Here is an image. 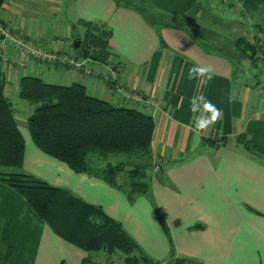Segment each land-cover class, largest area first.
I'll return each mask as SVG.
<instances>
[{
  "label": "crops",
  "instance_id": "1",
  "mask_svg": "<svg viewBox=\"0 0 264 264\" xmlns=\"http://www.w3.org/2000/svg\"><path fill=\"white\" fill-rule=\"evenodd\" d=\"M131 1L7 0L0 8V22L58 52L74 54L73 40L83 38L87 24L102 26L110 35L109 62L119 65L117 76L108 64L85 60L84 68L92 70L87 75L84 68L28 59L13 47L11 60L0 56L5 93L25 142L23 170L101 207L138 245L148 260L142 264H264V95L257 90L264 66L258 60L261 69L252 72L239 52L236 41L245 33L231 42L229 34L206 27L210 22L249 34L256 22L264 25V15H245L242 0ZM207 65L215 73L207 85L188 79L191 67ZM25 76L81 84L92 96L129 106L117 89L111 91L114 79L156 100L158 107L148 110L134 106L153 117L151 152L163 160L161 172L150 167L145 176L148 191L133 192L121 176L112 185L40 150L26 123L35 106L19 98ZM200 94L222 115L194 143L190 101ZM87 256L0 183V264H81Z\"/></svg>",
  "mask_w": 264,
  "mask_h": 264
},
{
  "label": "trees",
  "instance_id": "2",
  "mask_svg": "<svg viewBox=\"0 0 264 264\" xmlns=\"http://www.w3.org/2000/svg\"><path fill=\"white\" fill-rule=\"evenodd\" d=\"M6 1L0 0V7ZM118 1L132 4L131 0ZM242 5L247 15L264 11V0H242ZM256 25L264 30L263 24ZM87 26L83 42L75 50L77 57L109 61L113 55L109 33L97 24ZM236 42L244 57L255 60L256 44L247 42L245 36H240ZM5 84L0 71V183L20 194L60 237L84 249L88 256L81 264H93L92 253L102 251L109 255L107 264L116 252L127 264L147 262V258L139 256L138 245L122 225L101 207L23 170L25 142L12 102L6 96ZM19 98L35 106L26 123L36 146L76 171L100 175L116 185L126 165L125 160H121L123 157L151 155L155 122L140 109L118 106L92 96L81 84H50L37 76L21 79ZM111 157H118L117 164L108 161L103 166L102 160ZM127 174L132 183L139 176L137 168L128 170ZM135 182L130 187L133 192L148 191L147 183ZM7 239L11 249L9 235Z\"/></svg>",
  "mask_w": 264,
  "mask_h": 264
},
{
  "label": "rangeland",
  "instance_id": "3",
  "mask_svg": "<svg viewBox=\"0 0 264 264\" xmlns=\"http://www.w3.org/2000/svg\"><path fill=\"white\" fill-rule=\"evenodd\" d=\"M7 2V1H6ZM141 3V2H140ZM203 4V3H202ZM204 5V4H203ZM4 6V5H3ZM2 6V7H3ZM2 7H0V8H2ZM245 14V13H244ZM264 15V11L263 12H256L255 13V15H258V16H255V17H261L262 15ZM245 15H247V14H245ZM250 15V14H249ZM205 16H207V14H205ZM205 16H203V18H202V25H201V28H203V25H206V19H205ZM256 22V21H255ZM218 23V22H217ZM256 24H257V22H256ZM199 26V25H198ZM206 27H208V28H210L212 31H214V32H216V30H217V32L218 33H223V34H229V36H230V38L231 39H229L231 42H233L238 36H240V34H243V33H245V37H246V39H247V42H252V40H251V36L252 35H254L255 37H258V36H264V30L262 29V27H260V26H258V25H254V28L252 27V29L251 30H249L248 32H249V34L245 31L244 32V29H242L241 31H239V34L238 33H236V32H233V33H230V30H225V29H223V30H220V29H222L219 25H215V24H211L210 22H209V24L206 26ZM213 27V28H212ZM228 29V28H227ZM203 30H204V28H203ZM220 32H219V31ZM240 30V29H239ZM87 31H88V29H86L85 30V34H84V36H83V38L85 37V35H86V33H87ZM232 32V31H231ZM77 34V33H76ZM246 34H247V36H246ZM79 36H76L75 38H78ZM29 38V37H28ZM74 38V39H75ZM81 38V37H80ZM83 38H81L82 39V42H83ZM30 39V38H29ZM219 39V38H218ZM32 40V39H31ZM223 38H220V41L221 42H223ZM34 41V40H33ZM74 41V40H73ZM253 43V42H252ZM72 46H73V43H72ZM81 46V45H80ZM242 46L244 47V44H242ZM74 48V47H73ZM72 48V51L71 52H75V50H78V49H73ZM229 49H227V51H228ZM60 53H62V54H73V53H68V52H66V51H61ZM10 54V53H9ZM230 54H232V50L230 51ZM229 54V55H230ZM257 54V53H256ZM74 55V54H73ZM231 57H232V55H230ZM256 56V55H255ZM246 60V63H248L249 64V66L251 67H249L250 69H252V72L253 71H259L260 69H261V64L259 63V62H257L258 61V59H256V57L254 58L255 60H251V59H249L248 57H246L245 58ZM75 60H77L79 63H81V65H82V67L81 68H84V65H85V63H86V61L87 60H94L93 58H88V57H85V58H83V57H81V58H79V57H77V55H76V52H75ZM86 60V61H85ZM34 61H36V60H34ZM94 61H96V62H98V63H103V64H108L111 68H112V70L114 71V73H116L117 74V76H118V73L117 72H119L118 71V68H119V65L116 63V61H98V60H94ZM254 61H256V62H254ZM37 62H39V61H37ZM44 64H46V63H44ZM47 65H52V64H47ZM57 65H63V64H57ZM65 65H67V66H70V67H73L72 65H71V63H69V64H65ZM54 66V65H53ZM240 70H245V67H243V66H241L240 65ZM76 69H79V68H76ZM89 71H91L92 72V70H90V69H88V68H84V72L87 74V75H89ZM94 73V72H93ZM109 80L111 81L112 80V78L110 77L109 78ZM116 83L117 82H115V80L113 79V86H114V88H116L120 93H121V89L122 88H126V90H128V91H130V90H132V91H137V92H140V93H142L141 91H139L138 89H128L127 88V86H123V85H120V84H117L116 85ZM122 94V93H121ZM143 94V97H144V101H138V100H136V101H133V103H126V104H128L129 106H126V107H131V108H136V107H134L136 104H138V103H142L144 106H145V108H147V110H148V106H147V101H145V100H151V101H153V102H155L156 103V105H158V103L156 102V100H153V99H151V98H148L147 96H145V94L144 93H142ZM14 106H16V107H18L19 109H20V104L18 103V102H16V101H14ZM119 106V105H118ZM156 107V106H155ZM144 108V109H145ZM24 109V108H23ZM138 109V108H137ZM141 110V109H140ZM146 110V109H145ZM145 110H142V111H144L145 112ZM26 111H28V109L26 110ZM33 111V110H32ZM31 111V112H32ZM15 113V112H14ZM16 115V114H15ZM151 150H152V145H151ZM116 158H118V157H111L110 158V160H113V163H115V164H117V161L119 160V159H116ZM157 159H158V157H153V155H152V152H151V155H149V157L147 156V157H140V156H135V157H132L131 159H128V158H125V157H123L121 160L122 161H124L125 160V167H124V170L126 169H128V170H133L134 168H137V171H138V173H139V176L137 177V180H136V182H140L141 184H143V183H147L146 181V178H145V176H147V172H149L150 171V167H152V169H153V171H155V165L157 164ZM163 161V160H162ZM124 172V171H123ZM125 173V172H124ZM119 176H121L122 177V183L123 184H127V185H129L130 187H131V185L132 184H134V182L132 183V181H131V177H129L128 176V174L126 173L125 174V176L124 175H122V172H121V174L119 175ZM135 182V183H136ZM91 257H92V261H93V264H107V262L109 261V255L107 254V252H104V251H102V252H96V253H92V255H91ZM112 258V261H111V263H109V264H127V263H125V262H122L123 260H120V258H119V255H118V252H116V255H114V256H112L111 257ZM111 258H110V260H111Z\"/></svg>",
  "mask_w": 264,
  "mask_h": 264
},
{
  "label": "built area",
  "instance_id": "4",
  "mask_svg": "<svg viewBox=\"0 0 264 264\" xmlns=\"http://www.w3.org/2000/svg\"><path fill=\"white\" fill-rule=\"evenodd\" d=\"M224 2H228V0H224ZM251 40L254 44L257 46V54L256 58L260 60L261 64L264 66V36H258L255 37L254 35L251 36ZM14 48L15 50H18L22 54L25 55L28 59H33L36 61H39L41 63L46 64H69L74 68H81L82 65L77 60H75V56L73 54H62L58 51H54L48 48H45L39 44H37L35 41L29 39L27 36H24L20 34L19 32L14 31L10 26L0 22V56L5 61L11 60L9 51L10 48ZM13 59L12 61H14ZM19 64L24 65L26 64L25 61H18ZM91 71H89V74ZM108 82H111L109 78H107ZM116 90L112 84L111 91L113 92ZM258 93L260 95H264V83H260L257 87ZM121 93L124 97V100L126 103H133V101H144L143 94L137 91H128L126 88H122ZM147 101V106H156L155 102L151 100H145ZM162 158L158 157L157 164L155 165V171L161 172L162 170Z\"/></svg>",
  "mask_w": 264,
  "mask_h": 264
},
{
  "label": "clouds",
  "instance_id": "5",
  "mask_svg": "<svg viewBox=\"0 0 264 264\" xmlns=\"http://www.w3.org/2000/svg\"><path fill=\"white\" fill-rule=\"evenodd\" d=\"M214 69L211 65L193 66L188 71V79H198L203 87L213 78ZM190 111L193 113L194 143L198 142L200 134L214 125L221 118V110L209 101L203 94L193 97L190 101ZM201 113L200 115H196Z\"/></svg>",
  "mask_w": 264,
  "mask_h": 264
},
{
  "label": "water",
  "instance_id": "6",
  "mask_svg": "<svg viewBox=\"0 0 264 264\" xmlns=\"http://www.w3.org/2000/svg\"><path fill=\"white\" fill-rule=\"evenodd\" d=\"M81 44H82V39L80 37L74 39V41H73V47L75 49H78Z\"/></svg>",
  "mask_w": 264,
  "mask_h": 264
}]
</instances>
